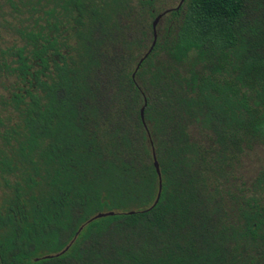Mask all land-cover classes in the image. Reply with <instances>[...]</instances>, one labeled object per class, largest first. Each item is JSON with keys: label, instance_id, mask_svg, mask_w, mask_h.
Listing matches in <instances>:
<instances>
[{"label": "trees", "instance_id": "obj_1", "mask_svg": "<svg viewBox=\"0 0 264 264\" xmlns=\"http://www.w3.org/2000/svg\"><path fill=\"white\" fill-rule=\"evenodd\" d=\"M159 2L0 0V264H264V0H183L136 69Z\"/></svg>", "mask_w": 264, "mask_h": 264}, {"label": "rangeland", "instance_id": "obj_2", "mask_svg": "<svg viewBox=\"0 0 264 264\" xmlns=\"http://www.w3.org/2000/svg\"><path fill=\"white\" fill-rule=\"evenodd\" d=\"M178 1L179 0H160V2L158 3L160 12L166 8L175 7ZM9 10L10 8L3 4L2 8L0 9V13H5ZM11 34H13L11 33V31L9 34L8 31L0 26V46H3L13 39V36H11ZM2 84L5 83L2 82ZM2 90L3 87L0 82V93H3ZM262 167H264V149L254 148L252 150L244 152V154L242 155L240 174L243 176L246 182L250 181Z\"/></svg>", "mask_w": 264, "mask_h": 264}, {"label": "water", "instance_id": "obj_3", "mask_svg": "<svg viewBox=\"0 0 264 264\" xmlns=\"http://www.w3.org/2000/svg\"><path fill=\"white\" fill-rule=\"evenodd\" d=\"M183 2V0H179L178 4L175 6V7H170V8H166L164 9L163 11L159 12L152 20V28H153V40H152V43L150 45V47L148 48L147 52L140 58L137 66H136V69L138 68V65L141 63V61L147 56V54L150 52V50L152 49L153 45L155 44V41H156V25L157 23L159 22V20L162 18V16L167 13L168 11L172 10V9H176L177 7L180 6V4ZM143 111H144V106H142L141 110H140V115H141V119L144 120V115H143ZM153 164H154V167L156 169V172H157V175H158V180H159V184H158V190H157V195H156V199L154 201V204L157 202L158 198H159V195H160V191H161V173H160V169H159V165H158V162H157V159H156V156H155V153L153 151ZM113 214L112 211H108V212H98L96 213L95 215H93L89 221L95 219V218H99V217H103V216H106V215H111ZM73 240H71L69 242L68 245L65 246L64 249H62L60 252H57L56 254H59V253H63L65 250L68 249L69 245L72 243ZM51 254H47V255H44V257H50ZM37 259V258H36Z\"/></svg>", "mask_w": 264, "mask_h": 264}]
</instances>
